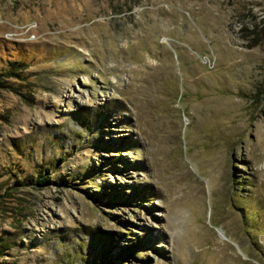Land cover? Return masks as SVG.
<instances>
[{
	"label": "rangeland",
	"instance_id": "obj_1",
	"mask_svg": "<svg viewBox=\"0 0 264 264\" xmlns=\"http://www.w3.org/2000/svg\"><path fill=\"white\" fill-rule=\"evenodd\" d=\"M0 82V264H264V0H0Z\"/></svg>",
	"mask_w": 264,
	"mask_h": 264
},
{
	"label": "trees",
	"instance_id": "obj_2",
	"mask_svg": "<svg viewBox=\"0 0 264 264\" xmlns=\"http://www.w3.org/2000/svg\"><path fill=\"white\" fill-rule=\"evenodd\" d=\"M13 69H10L9 71H7V75H10V74H12L11 72H13L12 71ZM0 84H3V83H1L0 82ZM34 181L33 182H35L36 181V183H38V184H46V183H50V182H53L49 177H48V175L46 174V175H42V176H40L39 178H35V179H33ZM31 183H32V181H31Z\"/></svg>",
	"mask_w": 264,
	"mask_h": 264
},
{
	"label": "bare ground",
	"instance_id": "obj_3",
	"mask_svg": "<svg viewBox=\"0 0 264 264\" xmlns=\"http://www.w3.org/2000/svg\"><path fill=\"white\" fill-rule=\"evenodd\" d=\"M218 232H219V230H218Z\"/></svg>",
	"mask_w": 264,
	"mask_h": 264
}]
</instances>
